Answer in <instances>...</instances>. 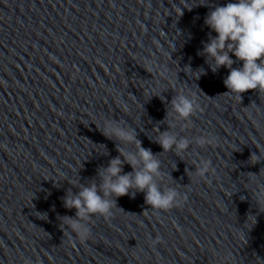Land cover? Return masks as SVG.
<instances>
[{
	"label": "water",
	"instance_id": "1",
	"mask_svg": "<svg viewBox=\"0 0 264 264\" xmlns=\"http://www.w3.org/2000/svg\"><path fill=\"white\" fill-rule=\"evenodd\" d=\"M224 2L0 0V264H264V90L226 93L228 69L198 54ZM178 93L194 101L188 118L171 109ZM105 121L154 153L178 203L154 209L130 189L81 240L62 225L76 212L63 197L136 151ZM166 129L190 141L181 154L156 143Z\"/></svg>",
	"mask_w": 264,
	"mask_h": 264
},
{
	"label": "clouds",
	"instance_id": "2",
	"mask_svg": "<svg viewBox=\"0 0 264 264\" xmlns=\"http://www.w3.org/2000/svg\"><path fill=\"white\" fill-rule=\"evenodd\" d=\"M203 23L210 31L198 54L205 56L213 72L220 66L228 69L222 81L227 89L226 93L235 94L241 100V93L246 90H264V0H225L223 4L209 8ZM233 57L240 62L236 67H233ZM188 69L196 73L195 78L204 73L203 68L193 71L188 66ZM170 104L178 118H188L194 110L193 99L183 93L176 94ZM102 131L105 136H115L118 140L134 143L136 151L126 152L119 149L120 156L124 159L116 156L108 161L107 166L98 173L102 179L99 186L95 182L81 185L77 193L69 191L63 197L64 207L75 208L76 212L75 217H62V225H67L81 240H86L89 235V228L84 221L92 214H110L112 205L116 204L115 197L135 195L130 189L143 192L144 203L154 209H168L178 203L175 188L162 189L158 186L160 161L150 149L141 146L131 129L118 122L105 121ZM214 139L200 136L195 142L199 145L211 144ZM156 143L164 151L172 149L179 155L188 147L190 141L166 129L158 130ZM125 162L131 166V172H122V164ZM209 167V161H199L195 168L196 175L203 177ZM255 202L260 211H264L261 210L264 196L258 195ZM254 223L253 216L252 224Z\"/></svg>",
	"mask_w": 264,
	"mask_h": 264
}]
</instances>
